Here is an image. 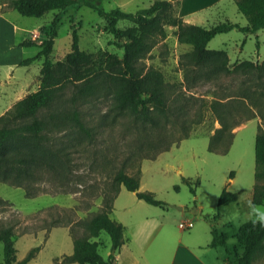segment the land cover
<instances>
[{"label":"rangeland","instance_id":"obj_1","mask_svg":"<svg viewBox=\"0 0 264 264\" xmlns=\"http://www.w3.org/2000/svg\"><path fill=\"white\" fill-rule=\"evenodd\" d=\"M151 4L152 0H103L107 10L120 8L128 12ZM227 9L233 17L238 14L245 20L235 3H228ZM57 12L50 10L42 16H27L17 11L14 16L17 23L29 31L36 26L29 34L38 44L51 36L53 28L57 29L49 54L55 65L65 59L71 50L73 26L79 34L80 47L93 54V67L99 72L106 70L111 58L123 56L124 49L118 45L120 39L114 27L126 28L132 21L120 19L112 26L96 10L84 5L77 10H69L55 27L52 21ZM35 30L37 37H34ZM230 31L228 34H217L211 39L210 46L228 50L233 70H198L185 55L192 45L178 40L177 26L166 25V37L159 40L139 61L140 67L144 68L142 74L149 67H154L164 77L162 91L167 111L159 113L153 110L156 125L141 120L129 111H118L111 91L100 84L92 97L79 99L73 104L72 96L83 83H66L54 105L43 109L41 114L76 107L92 128L93 136L82 142L75 141L76 146L70 149L71 169L68 173L60 177L47 173L43 180L31 183L30 190L38 193L37 196L28 197L24 187L0 182V196L5 200L0 203V230L11 224L15 227L14 239L19 260L31 249L38 248L28 264H80L63 262L62 256L74 250L69 227H54L50 232L39 229L46 220L51 219L50 209L48 212L46 207L58 205L68 210L73 208L76 218H89L101 211L106 197L114 194L115 174L119 170L135 174L140 167V190L153 191L165 204H150L125 186L121 187L111 216L125 224L126 245L115 254V264H192L195 260H220L219 257L225 254L224 248L210 247V253L200 249L201 245H207L211 240V222L204 214L218 211L219 196L227 187L239 193L240 203L229 204L216 225L229 234L234 227L231 223H224L230 221L239 225L247 220L248 212L242 209V205L248 202L255 183V137L258 126L264 129V71L259 73L254 69L235 68L234 62L237 57L264 60V28L253 33L236 28ZM27 32L19 33L25 37L29 35ZM239 37H242L241 41ZM38 44L26 45L25 57L37 56L41 50ZM240 46L243 47L241 52ZM43 62L44 56H41L30 63L15 66L14 80L17 83L28 81L31 90L39 88ZM2 76L6 77V73L2 72ZM1 88L3 86L0 85ZM15 93L12 91L10 95ZM214 100H234L239 110L238 124L232 128L233 143L225 154L208 149L210 137L221 128L211 109ZM243 102L248 103L255 115L250 121L246 119L247 110ZM71 131L48 133L53 142L61 146L71 141ZM71 133L75 135L73 131ZM228 139L225 132L220 134L218 140L223 144ZM168 145L171 148L160 152L155 158H145ZM185 179L191 180L192 184ZM197 207H201L203 212H194ZM53 210L57 211L56 208ZM69 216L73 217V214ZM182 220H193L194 226L182 229L179 225ZM73 226L77 235L83 234L78 225ZM26 230L29 232L24 233ZM93 240L98 241L100 253L108 258L113 252L109 233L103 230ZM229 242L233 243L235 239L230 237ZM3 262L4 245L0 241V264ZM254 264H264V256Z\"/></svg>","mask_w":264,"mask_h":264},{"label":"trees","instance_id":"obj_2","mask_svg":"<svg viewBox=\"0 0 264 264\" xmlns=\"http://www.w3.org/2000/svg\"><path fill=\"white\" fill-rule=\"evenodd\" d=\"M239 11L246 17L247 25L238 22L225 21L210 28L202 25L185 23L182 18L173 12L172 0H152L148 7L140 8L135 12L124 11L120 8L107 10L103 0H10L9 5L19 13L27 16H42L50 10H58L53 18L56 27L65 14L86 5L96 10L99 15L115 26L120 19H128L133 23L126 28L114 27L118 45L124 49L121 58H111L106 64V70L99 72L93 67V54L82 49L79 45V34L72 31L71 50L65 59L56 65L49 54L54 44L57 29L53 28L51 36L41 46L37 56L23 60L30 63L37 57L44 56L41 70L40 87L17 101L10 109L0 116V182L24 187L28 197L37 196L30 190L32 182L43 180L47 173L60 177L71 169L70 149L76 146L75 141H83L93 136L92 128L83 120L81 112L76 107L69 109H55L45 114L41 111L52 107L57 101L59 92L67 82H81L77 92L72 96L73 104L79 99H88L96 92L99 84L111 91L115 107L120 112L129 111L143 121L156 125L157 120L153 110L159 113L167 111L165 95L162 91L163 74L154 67H149L144 74L140 67L142 59L152 47L166 37V25L177 26V36L181 43L192 45V49L185 55L189 63L196 69H211L230 72L228 52L224 48L212 49L209 41L219 33L239 29L253 33L264 28V0H234ZM73 25V24H72ZM24 45L36 44L33 41H24ZM235 68L242 70L254 69L259 73L264 71V60L255 62L245 59L236 62ZM234 100H214L211 109L221 124V128L209 139L208 149L216 153H228L233 143L232 128L238 124L239 110ZM246 119L255 117L248 103ZM70 132V142L61 146L54 143L48 132ZM227 132V142L219 143L220 134ZM232 137V138H231ZM171 145L162 148L152 156L155 158L160 152L168 150ZM255 184L252 201L264 205V129L258 126L255 137ZM233 173H231V177ZM189 184L191 180L185 179ZM115 192L110 198L104 199L101 211L89 218H76V210L58 205H50L51 219L39 229L50 232L54 227L65 226L70 228L74 239V250L62 256L65 263L80 264H115V254L125 243V225L111 216L114 201L123 184L128 190L135 192L138 198L153 205H164V201L157 198L150 190H140L141 167L135 174L119 170L114 177ZM195 194V188L191 187ZM238 193L224 188L218 199V211L207 212L205 216L212 222L210 246L225 248L224 260L229 264H253L255 260L264 256V227L253 225L250 220L243 222L236 231L229 235L224 228L216 225L223 205L237 202ZM4 198L0 196V203ZM56 208L57 211L53 209ZM49 212V211H48ZM73 214V217L69 216ZM74 224L84 232L77 235ZM228 225H231L228 223ZM107 231L112 239L113 252L105 258L99 251V243L93 240L101 231ZM26 230L24 233H28ZM15 227L11 224L0 230V241L4 245L3 264H28L35 256L38 248L31 249L23 259L17 258L15 245ZM235 239L230 243L229 238Z\"/></svg>","mask_w":264,"mask_h":264},{"label":"crops","instance_id":"obj_3","mask_svg":"<svg viewBox=\"0 0 264 264\" xmlns=\"http://www.w3.org/2000/svg\"><path fill=\"white\" fill-rule=\"evenodd\" d=\"M0 1H1L0 2V85L3 86V88L0 89V116H1L8 109H10L17 101L24 98L29 93L36 91L38 88L31 90L30 89L31 84L28 81H26V83H17L16 80H14V78H16L15 73H14V67L18 66L19 64H22L23 60L30 58L28 56L25 57V53H26L25 46L26 45H24L22 42L27 41V40L33 41L31 38V34H32L31 31L36 26H33L30 29V31L28 29H26L24 26H20L15 19L16 17H14L15 15H17L16 14L17 10L12 8L9 5L10 0H0ZM172 2H173V9H174L175 15L178 16L179 18H182V20L185 23L198 24V25L205 26L207 28H210L214 25H217V24H219L221 22H225V21L238 22L241 25H247V23H248L246 18H245V20H243V18H241V16H238V14H235L237 17H233V15H230V12H228L227 4L228 3L229 4L235 3L234 0H172ZM238 17H240V18L238 19ZM21 31H28L27 33L28 34L31 33V34H29L28 36L25 35V37H23V35L21 33H19ZM230 32L231 31L225 32V33H220V34H228ZM220 34H218V35H220ZM218 35H216V36H218ZM247 36L248 35L246 34L245 38H247ZM215 37H213L212 40ZM240 38H242V37H239V40L241 41ZM212 40L209 41L208 47L212 48V49H218V47H211L210 46V43ZM244 41H245V39L243 40V43H244ZM36 44H38V43H36ZM239 49L241 52L243 50V47L240 46ZM225 50L228 52L227 49H225ZM228 55L230 58V63L233 62L229 52H228ZM242 60L243 59H240L239 57H237L236 60H234V62H240ZM253 61L257 62L258 60H253ZM259 62H262V61H259ZM2 72L6 73V77L2 76ZM12 91H16L15 95H13V96L10 95V93ZM250 120H252V119H250ZM235 178H234V180H235ZM122 186H124V185L122 184L121 187ZM141 186L142 185L140 184V188H141ZM253 190H254V186L250 190V195L248 197V201L252 200ZM235 192H237V191H235ZM238 196H239V193H238ZM116 200L117 199H115V201H114V206H115ZM239 201H240V196H239V199L237 202H232V203H238L239 204L240 203ZM229 204H231V203H229ZM229 204L223 205L221 207L220 217L218 218L219 221L222 218V211L225 212L227 207H229ZM202 206L203 205H201V207ZM201 207L198 208L199 209L198 212H203V209ZM243 208H245L247 210V212H249V209L247 207V203L242 205V209ZM113 210H114V207H113ZM113 210H112L111 215L113 214ZM205 214H204V216H205ZM205 218L209 219L206 216H205ZM118 220L120 222H122L121 219H118ZM247 220H249V218H247ZM247 220H245V221H247ZM245 221H243V222H245ZM192 222H193V220H192ZM210 222H211V220H210ZM227 223H231L234 227L233 231L229 230V235L233 234L236 231V229L242 224L241 223L239 225H234L233 222L228 221V222L224 223L223 225H226ZM193 226H194V222H193ZM211 228H212V222H211ZM210 233H211V230H210ZM211 238H212V235H211ZM123 245H126V243H124ZM123 245L121 246V248L123 247ZM210 247H212V246H210V242H209V244H207V245H204V246L201 245L200 249H203V251L205 253H210ZM219 247H222V246H219ZM219 247H216V248H219ZM222 248H224V247H222ZM224 251H225V248H224ZM120 254H121V252L116 256L117 259H118ZM225 256H226V251L222 257H219V259L221 261L217 260V259H216L217 260L216 262L215 261H213V262L209 261L208 262V261H204V260H195L196 262H193L192 264H229L224 260ZM193 258H195V256ZM256 261L257 260H255L254 262L256 263ZM188 262H190V261H188Z\"/></svg>","mask_w":264,"mask_h":264},{"label":"clouds","instance_id":"obj_4","mask_svg":"<svg viewBox=\"0 0 264 264\" xmlns=\"http://www.w3.org/2000/svg\"><path fill=\"white\" fill-rule=\"evenodd\" d=\"M247 207L249 209L248 218L253 225L259 224L264 227V207L256 204L254 201L249 200L247 202Z\"/></svg>","mask_w":264,"mask_h":264},{"label":"built area","instance_id":"obj_5","mask_svg":"<svg viewBox=\"0 0 264 264\" xmlns=\"http://www.w3.org/2000/svg\"><path fill=\"white\" fill-rule=\"evenodd\" d=\"M34 37H37V31L36 30L34 33ZM179 225L182 229L190 228L193 226V222H192V220H182V221H180Z\"/></svg>","mask_w":264,"mask_h":264},{"label":"water","instance_id":"obj_6","mask_svg":"<svg viewBox=\"0 0 264 264\" xmlns=\"http://www.w3.org/2000/svg\"><path fill=\"white\" fill-rule=\"evenodd\" d=\"M193 211H194V212H198V211H199L198 207H197V208H194Z\"/></svg>","mask_w":264,"mask_h":264}]
</instances>
